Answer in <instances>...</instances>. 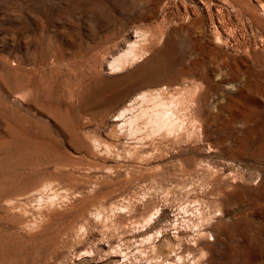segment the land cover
Masks as SVG:
<instances>
[{
	"label": "rangeland",
	"instance_id": "obj_1",
	"mask_svg": "<svg viewBox=\"0 0 264 264\" xmlns=\"http://www.w3.org/2000/svg\"><path fill=\"white\" fill-rule=\"evenodd\" d=\"M0 264H264V0H0Z\"/></svg>",
	"mask_w": 264,
	"mask_h": 264
},
{
	"label": "bare ground",
	"instance_id": "obj_2",
	"mask_svg": "<svg viewBox=\"0 0 264 264\" xmlns=\"http://www.w3.org/2000/svg\"><path fill=\"white\" fill-rule=\"evenodd\" d=\"M194 37V36H193ZM196 37V36H195ZM194 37V38H195ZM196 40V39H195ZM209 46V45H208ZM192 59V58H191ZM189 67V66H188ZM190 71V70H189ZM199 105V104H198ZM198 107H200V106H198ZM198 107H197V109H198ZM173 109V108H172ZM169 110V109H168ZM175 110V109H174ZM195 110V109H194ZM200 110V109H199ZM198 111V110H197ZM176 112V111H175ZM164 113V112H163ZM167 114V113H166ZM171 116V115H170ZM171 118V117H170ZM165 121V120H164ZM169 123V122H168ZM201 212V211H200ZM202 215V214H201ZM200 219H201V217H200ZM203 221V220H202ZM201 222V221H200ZM204 227H206V225L204 226ZM203 228V227H202ZM201 228V229H202ZM200 230V229H199ZM203 231V230H202ZM204 231H206V230H204ZM208 232V231H207ZM200 233V232H199ZM206 233V232H205ZM210 234H211V232H209ZM201 236V235H200ZM199 236V237H200ZM199 237H197V238H199ZM202 237V236H201ZM205 237H206V239H200V241H199V243H196L197 245H201V247L203 248V247H205V248H209V247H211L212 245H211V242H210V240H212L213 238H212V236L211 235H205ZM215 239V238H214ZM195 241V240H194ZM196 242H197V240H196ZM176 253V252H175ZM183 256V255H182ZM182 256L180 255L179 256V258L181 259L182 258ZM200 258V257H199ZM181 262V261H180ZM194 262V261H193Z\"/></svg>",
	"mask_w": 264,
	"mask_h": 264
}]
</instances>
